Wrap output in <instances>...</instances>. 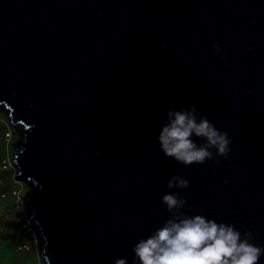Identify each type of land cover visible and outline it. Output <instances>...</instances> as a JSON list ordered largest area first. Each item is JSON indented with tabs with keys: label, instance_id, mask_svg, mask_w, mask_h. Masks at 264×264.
Returning a JSON list of instances; mask_svg holds the SVG:
<instances>
[{
	"label": "water",
	"instance_id": "1",
	"mask_svg": "<svg viewBox=\"0 0 264 264\" xmlns=\"http://www.w3.org/2000/svg\"><path fill=\"white\" fill-rule=\"evenodd\" d=\"M189 104L228 133L227 159L159 150ZM0 112L43 264H132L168 191L264 245V0H0Z\"/></svg>",
	"mask_w": 264,
	"mask_h": 264
},
{
	"label": "clouds",
	"instance_id": "2",
	"mask_svg": "<svg viewBox=\"0 0 264 264\" xmlns=\"http://www.w3.org/2000/svg\"><path fill=\"white\" fill-rule=\"evenodd\" d=\"M213 49L221 52L218 44ZM156 142L165 157L188 167L227 159L231 140L207 114L189 104L167 111ZM165 184L169 190L190 187L189 179L179 174ZM161 203L169 216L133 244L132 264H259L264 256V245L255 242L251 231L241 232L232 223L186 212L188 202L180 191L164 193ZM112 264L129 262L127 257H115Z\"/></svg>",
	"mask_w": 264,
	"mask_h": 264
},
{
	"label": "rangeland",
	"instance_id": "3",
	"mask_svg": "<svg viewBox=\"0 0 264 264\" xmlns=\"http://www.w3.org/2000/svg\"><path fill=\"white\" fill-rule=\"evenodd\" d=\"M4 117L5 115L0 112V119H4ZM1 135L2 126L0 124V138ZM16 138L15 132L13 142ZM11 189L12 186L6 177L0 173V193ZM10 202V200L9 202H5V207L1 206L0 203V264H43L39 257L38 248H34L33 245L28 250H17L18 247L25 243L28 245L33 244L34 235L22 230L15 222V211L13 210V206L9 204Z\"/></svg>",
	"mask_w": 264,
	"mask_h": 264
},
{
	"label": "built area",
	"instance_id": "4",
	"mask_svg": "<svg viewBox=\"0 0 264 264\" xmlns=\"http://www.w3.org/2000/svg\"><path fill=\"white\" fill-rule=\"evenodd\" d=\"M0 124L2 126V135L0 138V173L6 177L9 184L12 186L11 190L0 193V203L1 206L5 207L4 203L7 201L9 202L10 200L11 202L9 204L13 206V210L15 211V222L21 227L22 230L34 235L33 244L28 245L25 243L18 247L17 250H28L32 247V245L34 248H38V240L35 236L31 220L29 219V211L24 204V195L29 187L15 179L17 175V169L13 164L12 157L15 130L6 116L4 119H0Z\"/></svg>",
	"mask_w": 264,
	"mask_h": 264
},
{
	"label": "bare ground",
	"instance_id": "5",
	"mask_svg": "<svg viewBox=\"0 0 264 264\" xmlns=\"http://www.w3.org/2000/svg\"><path fill=\"white\" fill-rule=\"evenodd\" d=\"M28 191V190H27Z\"/></svg>",
	"mask_w": 264,
	"mask_h": 264
}]
</instances>
